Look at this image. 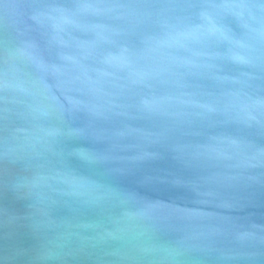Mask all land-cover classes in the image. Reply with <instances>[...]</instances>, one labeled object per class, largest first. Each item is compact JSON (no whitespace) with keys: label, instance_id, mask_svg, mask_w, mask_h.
<instances>
[{"label":"water","instance_id":"95a60500","mask_svg":"<svg viewBox=\"0 0 264 264\" xmlns=\"http://www.w3.org/2000/svg\"><path fill=\"white\" fill-rule=\"evenodd\" d=\"M0 264H264V0H0Z\"/></svg>","mask_w":264,"mask_h":264}]
</instances>
